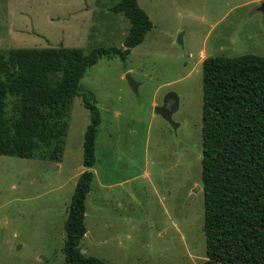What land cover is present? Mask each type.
<instances>
[{
	"label": "rangeland",
	"instance_id": "1",
	"mask_svg": "<svg viewBox=\"0 0 264 264\" xmlns=\"http://www.w3.org/2000/svg\"><path fill=\"white\" fill-rule=\"evenodd\" d=\"M117 1L0 0V55L11 47L61 45L84 53L122 47L129 20L111 10ZM263 3L137 0L152 23L142 41L123 60L102 55L80 81L93 93L101 118L81 252L108 264L206 259L201 62L206 56L263 55ZM3 73L0 67L7 115L19 101ZM126 73L138 83L137 92ZM170 91L178 98L175 128L154 111ZM88 123L89 111L75 96L60 159L0 154V264H69L64 222Z\"/></svg>",
	"mask_w": 264,
	"mask_h": 264
},
{
	"label": "trees",
	"instance_id": "2",
	"mask_svg": "<svg viewBox=\"0 0 264 264\" xmlns=\"http://www.w3.org/2000/svg\"><path fill=\"white\" fill-rule=\"evenodd\" d=\"M111 10L129 20L122 47L86 53L61 45L11 47L0 55L3 76L12 83L9 92L19 101L5 115L0 97V154L58 160L73 98L80 96L89 111L82 141L86 169L76 179L64 222L63 252L69 264H108L79 248L101 120L93 93L82 87L81 78L102 55L123 60L152 25L137 0H118ZM201 72L206 259L198 264H264V54L206 56Z\"/></svg>",
	"mask_w": 264,
	"mask_h": 264
},
{
	"label": "water",
	"instance_id": "3",
	"mask_svg": "<svg viewBox=\"0 0 264 264\" xmlns=\"http://www.w3.org/2000/svg\"><path fill=\"white\" fill-rule=\"evenodd\" d=\"M264 4V3H263ZM262 4V5H263ZM262 9V7H261ZM177 42L179 44H182V39H181V35L179 34L177 36ZM125 77L128 81L129 86L131 87L133 92H137V86L138 83H136L133 78L130 76L129 73L125 74ZM171 101L169 105H167L166 103L168 101ZM177 104H178V98L176 93L170 91L168 93H166V95L163 97V102L161 105H157L154 107V111L158 114H160L164 119H166L173 128H175L178 124L173 121L172 119V114L175 111V109L177 108Z\"/></svg>",
	"mask_w": 264,
	"mask_h": 264
},
{
	"label": "crops",
	"instance_id": "4",
	"mask_svg": "<svg viewBox=\"0 0 264 264\" xmlns=\"http://www.w3.org/2000/svg\"><path fill=\"white\" fill-rule=\"evenodd\" d=\"M85 169V167L82 165L81 168H79L77 171H75V173L73 174V177L77 179L78 175ZM92 169V173H93V177H94V174H95V171L93 168ZM92 177V178H93Z\"/></svg>",
	"mask_w": 264,
	"mask_h": 264
},
{
	"label": "flooded vegetation",
	"instance_id": "5",
	"mask_svg": "<svg viewBox=\"0 0 264 264\" xmlns=\"http://www.w3.org/2000/svg\"><path fill=\"white\" fill-rule=\"evenodd\" d=\"M170 102H171V101L169 100V101H168L166 104H167V105H169V104H170Z\"/></svg>",
	"mask_w": 264,
	"mask_h": 264
}]
</instances>
